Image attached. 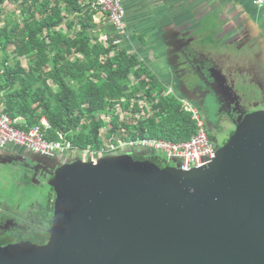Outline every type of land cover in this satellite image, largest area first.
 Returning a JSON list of instances; mask_svg holds the SVG:
<instances>
[{
	"label": "water",
	"instance_id": "obj_1",
	"mask_svg": "<svg viewBox=\"0 0 264 264\" xmlns=\"http://www.w3.org/2000/svg\"><path fill=\"white\" fill-rule=\"evenodd\" d=\"M55 168L49 243L0 264H264V110L190 171L129 154Z\"/></svg>",
	"mask_w": 264,
	"mask_h": 264
},
{
	"label": "trees",
	"instance_id": "obj_2",
	"mask_svg": "<svg viewBox=\"0 0 264 264\" xmlns=\"http://www.w3.org/2000/svg\"><path fill=\"white\" fill-rule=\"evenodd\" d=\"M10 2L18 15L6 11ZM82 9L83 0H0V108L11 118L23 117L29 128L46 118L47 138L63 134L73 148L100 150L135 134L188 140L195 133L191 114L172 95L159 96L163 90L155 77L115 46V34L100 43L91 34L92 18L73 30L66 15ZM22 58L28 59V69ZM123 153L165 167L154 153Z\"/></svg>",
	"mask_w": 264,
	"mask_h": 264
},
{
	"label": "crops",
	"instance_id": "obj_3",
	"mask_svg": "<svg viewBox=\"0 0 264 264\" xmlns=\"http://www.w3.org/2000/svg\"><path fill=\"white\" fill-rule=\"evenodd\" d=\"M122 1L127 11V30L121 48L148 68L157 87L163 90L159 96L172 95L189 113L188 110H196L198 92L207 86L209 77L216 74L222 80L220 85L229 87L238 101H245L237 95L236 88L242 84L237 82L238 86L234 87L232 76L240 77L245 87L250 88L253 99L249 102L261 100L260 94H264V9L257 7L254 0ZM66 16L68 22H74L73 30H80L82 22L92 18L91 34L102 44H107L109 34H115L96 0H83L81 11ZM68 25L62 26V32H68ZM21 60L28 69V59ZM15 120L17 127H27L23 117ZM44 120L43 117L40 125ZM74 149V156L82 150ZM2 150L8 156L25 158L23 149L15 145Z\"/></svg>",
	"mask_w": 264,
	"mask_h": 264
},
{
	"label": "flooded vegetation",
	"instance_id": "obj_4",
	"mask_svg": "<svg viewBox=\"0 0 264 264\" xmlns=\"http://www.w3.org/2000/svg\"><path fill=\"white\" fill-rule=\"evenodd\" d=\"M209 80L211 89L205 91L203 88L200 91V102L196 104L195 108L198 115L203 117L208 138L213 140V145L217 149L227 143L237 120L242 115L264 110V94H260L261 100L251 102L249 108H252V111H250L247 110L248 106L245 107L243 102L237 100L229 87L220 85L222 80L216 74L209 77ZM207 94L214 97L215 105L207 104L205 98ZM22 153L25 158H15L8 156L4 150L0 149V169L17 167L23 181L25 180L30 185L34 181L42 187L43 192L47 187L49 191L44 197L43 204H30L31 208L26 212L22 210L21 204L16 203L20 201L18 198H13L12 202L11 199L8 201L0 199L1 208L13 209L17 213L14 215L4 213L6 217L0 216V249L28 245L45 246L50 241L55 201V191L52 187L54 173L57 169L55 167L67 163V159L58 158V156H42L24 150ZM28 158L38 161V163H33Z\"/></svg>",
	"mask_w": 264,
	"mask_h": 264
},
{
	"label": "built area",
	"instance_id": "obj_5",
	"mask_svg": "<svg viewBox=\"0 0 264 264\" xmlns=\"http://www.w3.org/2000/svg\"><path fill=\"white\" fill-rule=\"evenodd\" d=\"M109 19V23L114 28V33L118 37L114 42L115 46L121 48L126 36L127 11L122 0H96ZM254 4L264 9V0H254ZM141 105L146 103L139 102ZM145 106V105H144ZM146 107V106H145ZM191 118L195 121V133L188 139L179 142H170L159 138L144 137L124 142L118 138L117 143H105L104 148L94 150L90 147L79 150L77 155H73L74 149L71 143L63 134H58L57 140H49L46 130L50 128L46 120L40 126L29 128L17 127L16 120L11 118L4 111H0V149L7 148L12 144L34 154L42 156H63L65 159H77L83 162H96L104 156L123 155V152L154 153L159 156L165 166L177 168L186 172L202 167L214 158L216 148L208 138L204 123L196 110H188ZM109 130V126L103 128L102 134Z\"/></svg>",
	"mask_w": 264,
	"mask_h": 264
},
{
	"label": "rangeland",
	"instance_id": "obj_6",
	"mask_svg": "<svg viewBox=\"0 0 264 264\" xmlns=\"http://www.w3.org/2000/svg\"><path fill=\"white\" fill-rule=\"evenodd\" d=\"M4 7L6 8V11L8 13H11L13 11V14H16V13L17 15L19 14V12L15 11V9H18V6L16 4H13L10 2L9 4L7 3V6L5 4ZM4 15L6 14L4 13ZM226 77L229 78V76H226ZM231 80L234 81L233 82L234 87L238 86L237 82H240L242 84L241 87L236 88L238 90L237 95L241 99L242 97L244 98L245 101L243 102V105L245 107L248 106L247 110L252 111V108H249L251 104V102L249 101L253 99L250 88L248 89L247 87H245V84H243L242 82L243 80L238 76H232ZM209 83H211V81L208 82L206 87H204L205 91H208L209 89H211L210 88L211 85ZM197 96L200 99V91L198 92ZM205 98L209 106L215 105V99L212 95L207 94L205 95ZM199 99H198V102H200ZM147 107H149V104L147 105ZM200 118L202 121H204L202 116H200ZM210 141L212 142V144H214L213 140L210 139ZM44 190L45 191L43 192L42 187L38 186V184L34 183V181L32 185L27 184L25 180L23 181L20 178V174L18 173L17 167L16 168L15 167H5V168L0 169V199H4L5 201H8L9 199H11V202H12L14 201L13 198H18V200L20 201L16 203L21 204L22 210L25 212L31 208L30 204H35V205L43 204L44 197L47 195L49 188L47 187ZM4 213L13 214V215L17 214L16 212H14L13 209L9 210V209L0 207V216L6 217Z\"/></svg>",
	"mask_w": 264,
	"mask_h": 264
}]
</instances>
